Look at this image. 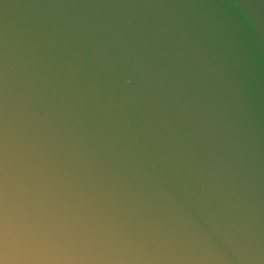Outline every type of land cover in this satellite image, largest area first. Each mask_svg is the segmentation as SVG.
<instances>
[{
	"label": "water",
	"instance_id": "obj_1",
	"mask_svg": "<svg viewBox=\"0 0 264 264\" xmlns=\"http://www.w3.org/2000/svg\"><path fill=\"white\" fill-rule=\"evenodd\" d=\"M0 264H264V0H0Z\"/></svg>",
	"mask_w": 264,
	"mask_h": 264
}]
</instances>
